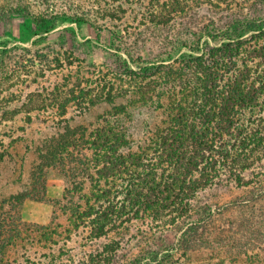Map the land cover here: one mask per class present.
<instances>
[{
    "label": "trees",
    "instance_id": "1",
    "mask_svg": "<svg viewBox=\"0 0 264 264\" xmlns=\"http://www.w3.org/2000/svg\"><path fill=\"white\" fill-rule=\"evenodd\" d=\"M180 6L172 1L169 16L183 13ZM26 8V4L4 7L0 19L10 15L28 18ZM258 17L259 13L237 20L225 29H204L202 36L190 34L193 46L188 41L180 43L200 56L174 60L170 53H161L150 62H124L117 75L120 79L129 76L133 84L131 91L120 89L126 107L101 117L99 128L88 131L66 125L44 137L36 146L38 163L31 168L32 177L40 180L44 168L63 176L66 186L61 212L68 227L53 222L47 226L23 223L16 210L31 196L26 189L8 197L0 195V264H19L18 260L31 264V258L56 264L67 254L54 247L60 239L69 242L72 231L82 229L90 240L108 239L119 236L125 225L141 217L159 221L177 234L174 251H207L223 261L240 259L254 244H264V234L248 237L255 229L250 218L229 223L225 230L212 226L225 211L252 210L264 203V171L254 172L255 165L264 161V21ZM68 19L82 22L77 17ZM172 20L164 17L166 25ZM201 37L206 38L202 45ZM209 41L219 46L212 47ZM131 64L139 67L132 70ZM58 92L55 88L54 100H59ZM68 92L60 98L63 104L73 102L77 108L86 106L84 110L95 102L113 100L111 94L87 97L91 89L79 90L78 96ZM140 111L154 115L162 111L165 120L150 130L142 119L137 139L130 123ZM122 173L128 179L119 201L120 193L111 181L119 180ZM246 173L256 180L246 179ZM12 185L13 181L5 182L0 192ZM225 186L247 192L222 205L208 202V197L199 200L201 193ZM236 230L237 243L230 247L227 239H233L230 234ZM107 248L101 245L81 264L117 263L119 256H110Z\"/></svg>",
    "mask_w": 264,
    "mask_h": 264
},
{
    "label": "rangeland",
    "instance_id": "2",
    "mask_svg": "<svg viewBox=\"0 0 264 264\" xmlns=\"http://www.w3.org/2000/svg\"><path fill=\"white\" fill-rule=\"evenodd\" d=\"M172 1L179 2L184 12L169 16ZM21 4L27 5L28 18L10 15L0 19V186L9 180L14 183L2 189L0 195L8 197L26 189L31 196L16 210L21 221L37 226L53 222L63 228L68 227L61 212L66 186L63 176L52 168H44L40 180L32 177L31 168L38 163L36 146L40 141L66 125L77 130L99 128L101 117L126 107L125 98L119 96L120 89L131 91L133 84L129 83V76L120 79L117 75L124 62L129 64L136 59L150 62L161 53H170L174 60L184 55L200 56L180 45L188 41L193 46L190 34L202 36L207 28L225 29L257 13L264 21V0H0V11ZM68 17H77L82 22H71ZM164 17L173 20L166 25ZM159 21L162 25H157ZM205 41L201 37L200 44ZM209 42L212 47L219 46L216 41ZM137 67L138 64L130 65L132 70ZM76 86L80 88L75 89ZM55 88L62 99L68 91L78 96L79 90L91 89L92 94L86 93L87 97L94 93L111 94L113 100L95 102L84 110L86 106L77 108L73 102L65 105L60 98L54 100ZM58 106L64 107L63 111ZM140 112L130 123L135 126L137 139L141 137L142 119L150 130L165 120L162 111L155 115L150 111ZM260 164L255 165V173H263L264 161ZM245 176L251 178L249 173ZM118 177L121 180L113 179L111 185L122 201L128 178L123 173ZM246 192L232 186L213 188L201 193L199 200L204 202L208 197V202L222 205ZM261 205L252 210L225 211L214 219L212 226L225 230L227 224L246 217L255 228L248 237L262 235L264 203ZM125 227L119 236L99 240L86 239L87 233L82 229L72 231L69 242L60 239L54 247V251L60 249L67 254V258L56 264H81L89 256L91 259L101 245H108L106 252L110 256L112 253L119 256L115 264H264L262 242L254 244L240 259L221 261L219 255L207 251L171 250L177 246V234L159 221L141 217ZM237 232L230 234L233 239H227L230 247L237 243L234 239ZM38 253L48 252L38 250ZM150 258L157 261L149 262ZM17 262L23 264L22 260ZM30 263L49 264L39 258H31Z\"/></svg>",
    "mask_w": 264,
    "mask_h": 264
}]
</instances>
